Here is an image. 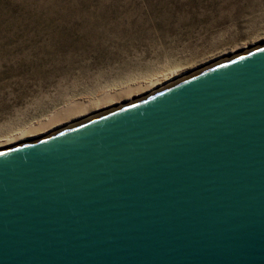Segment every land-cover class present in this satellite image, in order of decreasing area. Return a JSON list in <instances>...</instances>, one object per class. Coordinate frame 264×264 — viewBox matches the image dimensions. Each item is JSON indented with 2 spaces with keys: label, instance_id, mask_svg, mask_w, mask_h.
Returning a JSON list of instances; mask_svg holds the SVG:
<instances>
[{
  "label": "water",
  "instance_id": "95a60500",
  "mask_svg": "<svg viewBox=\"0 0 264 264\" xmlns=\"http://www.w3.org/2000/svg\"><path fill=\"white\" fill-rule=\"evenodd\" d=\"M0 264H264V42L0 148Z\"/></svg>",
  "mask_w": 264,
  "mask_h": 264
},
{
  "label": "rangeland",
  "instance_id": "374dc122",
  "mask_svg": "<svg viewBox=\"0 0 264 264\" xmlns=\"http://www.w3.org/2000/svg\"><path fill=\"white\" fill-rule=\"evenodd\" d=\"M262 41L264 0H0V148L67 125L80 102L102 111Z\"/></svg>",
  "mask_w": 264,
  "mask_h": 264
},
{
  "label": "bare ground",
  "instance_id": "6f19581e",
  "mask_svg": "<svg viewBox=\"0 0 264 264\" xmlns=\"http://www.w3.org/2000/svg\"><path fill=\"white\" fill-rule=\"evenodd\" d=\"M262 42H264V41H262ZM241 52H243V50L241 51ZM233 54H238L237 52L235 53V52H232V53H230L228 56H230L231 57V55H233ZM226 58H228V57H226V56H223V57H221L220 59H218V61H214V62H219V61H221V60H224V59H226ZM212 64H214V63H211V64H209V65H207V66H210V65H212ZM191 74V73H190ZM187 74H181V75H179V76H177V78H175V77H173V78H169L167 81H165L164 83H162V84H158V83H151V84H148V85H146V86H143V88L142 89H148V91H150V92H152V91H154V90H157V89H159V88H162V87H164V86H166V85H168V84H171V83H173V82H175V81H177V80H179V79H182L183 77H185ZM158 84V85H157ZM157 85V86H156ZM140 87V86H139ZM138 87V88H139ZM137 88V86H135V88L133 87V88H129L128 89V91H126V92H128L129 93V96H130V93H133V94H135L136 93V89ZM125 92V93H126ZM137 92H138V90H137ZM127 94V93H126ZM111 96H113V95H107L106 97L104 96V98L102 99L104 102V104H106V103H109L110 102V104L113 102V98L115 99V100H119L117 103H116V105L114 104V105H109V107H107L106 109H103L102 111H97L96 113H94L93 111L94 110H96L95 108L96 107H98L97 106V102L98 101H95L94 99V101H87V102H80V103H78L77 104V106H75L74 108H69L68 110H65V117L64 118H66V119H68V122L69 123H67V125H65V126H62V127H59L58 129H56V130H50V131H45L44 133H42V135H38V137H41V136H44V135H46V134H49V133H51V132H54V131H57V130H59V129H62V128H64V127H67V126H70V125H72V124H75V123H77V122H79V121H82V120H84V119H87V118H89V117H92V116H94V115H97V114H99V113H102V112H104V111H107V110H109V109H112V108H115V107H117V106H120L121 104H125L126 102H129V100H134L135 98H130V99H126L125 101H120L121 100V97H122V95H117L116 94V96H114L113 98L111 97ZM111 97V98H110ZM120 102H122V103H120ZM103 104V105H104ZM120 104V105H119ZM84 115V116H83ZM80 116V118H78V119H75L76 117H79ZM82 116V117H81ZM64 118H63V120H64ZM74 119V120H73ZM60 120H62V118H60ZM70 120V121H69ZM73 120V121H72ZM35 132V131H34ZM34 134V133H33ZM29 135H32V133H30V132H27L26 133V131H24V132H22L21 134H18L16 137L14 136V137H11V138H8V139H6V142H11V141H14L15 139H19V138H23V137H27V136H29ZM38 137H35V135L33 136V138H38ZM32 138V139H33ZM29 140V139H28ZM27 139L26 140H24V141H28ZM31 140V139H30ZM4 143V141L2 142V143H0V144H3ZM13 144H15V143H13ZM12 144V145H13Z\"/></svg>",
  "mask_w": 264,
  "mask_h": 264
}]
</instances>
